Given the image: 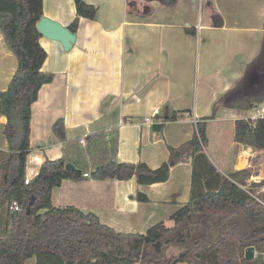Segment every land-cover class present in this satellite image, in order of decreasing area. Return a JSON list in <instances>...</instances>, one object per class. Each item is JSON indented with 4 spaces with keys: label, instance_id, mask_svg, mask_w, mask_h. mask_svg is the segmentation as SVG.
<instances>
[{
    "label": "crops",
    "instance_id": "0c3cea01",
    "mask_svg": "<svg viewBox=\"0 0 264 264\" xmlns=\"http://www.w3.org/2000/svg\"><path fill=\"white\" fill-rule=\"evenodd\" d=\"M85 1L97 8V16L80 21L69 52L59 42L40 39L48 53L43 71L54 80L42 87L33 105L26 178L34 179L47 160L63 158L73 144L87 161L85 173H91L104 153L109 157L113 139L119 163L142 162L157 169L168 162L169 147L193 139L197 121L206 126L205 152L223 176L248 169L254 171L245 185L255 178L264 180L261 170L253 167L255 149L235 142L236 122L248 118L244 112L257 103L250 110L214 109L261 53L264 0H179L173 9L157 0ZM212 9L223 19L221 28L213 25ZM43 15L68 28L76 18L74 0H43ZM17 68L18 60L0 30V93L9 88ZM174 112L183 114L161 134L155 133L153 126L162 121L154 118ZM59 120L65 123L66 141L54 135ZM6 124L7 118L0 115V164L10 152L3 134ZM227 130L231 139L223 144ZM100 133L105 136L101 153L96 145ZM192 172L190 162L179 164L168 182L150 186H140L136 178L67 180L54 191L53 202L95 213L119 232L145 234L159 223L174 226L170 217L189 201ZM139 192L150 202L139 203ZM5 216L1 210L0 232L6 227Z\"/></svg>",
    "mask_w": 264,
    "mask_h": 264
},
{
    "label": "trees",
    "instance_id": "16d2710c",
    "mask_svg": "<svg viewBox=\"0 0 264 264\" xmlns=\"http://www.w3.org/2000/svg\"><path fill=\"white\" fill-rule=\"evenodd\" d=\"M151 2L153 0H144ZM173 9L179 0H157ZM76 18L68 29L77 34L82 19L95 20L97 8L85 0H74ZM213 25L221 28L222 17L211 10ZM44 18L43 0H0V30L5 42L18 60V68L9 88L0 93V115L7 118L4 129L10 152L0 164V211H6V227L0 232V264H141L144 251L152 247L165 258L169 249L178 251L174 264H264V207L241 186L251 177L248 169L223 176L205 152L208 140L206 126L197 123L193 139L178 148L169 147L168 162L157 169L146 163H119L117 140L90 173L96 181H129L136 178L140 186L168 182L171 170L191 163L192 179L189 201L171 215L173 227L159 223L145 234L119 232L104 224L99 216L75 206L54 205V191L67 180H82L86 172L82 153L73 144L65 156L47 160L39 174L25 184L27 158L31 153V120L33 105L42 87L54 80L43 71L48 58L40 43L37 25ZM264 100V42L260 55L248 66L244 78L219 99L217 107L250 110ZM183 113L153 126L161 134L167 123L176 122ZM134 119H127L131 122ZM54 135L66 141L63 120L53 126ZM235 142L264 151V121L236 122ZM77 157L78 161L74 160ZM72 164L75 171H67ZM87 163V161H86ZM137 201L150 202L139 192ZM17 203L20 210H12ZM253 247L255 257L246 258Z\"/></svg>",
    "mask_w": 264,
    "mask_h": 264
},
{
    "label": "rangeland",
    "instance_id": "374dc122",
    "mask_svg": "<svg viewBox=\"0 0 264 264\" xmlns=\"http://www.w3.org/2000/svg\"><path fill=\"white\" fill-rule=\"evenodd\" d=\"M47 51V50H46ZM246 117H249L252 115V113L250 112H244ZM211 136L212 138H214L213 140L215 141V143L218 142V138L216 135V132L214 131V127L212 128L211 131ZM225 136V140L223 141V144L226 142H228L231 139V133L227 130V132L224 134ZM223 136V137H224ZM103 141H105V136L103 133L97 134V141H96V145L98 146V152L101 153L103 149H101V145L104 143ZM85 151V150H84ZM254 155L253 157L255 158L254 160V168L255 171L261 170V172L264 174V152L260 153L254 150V152H252ZM251 173H253L252 171L254 170H250ZM232 176V174L230 175ZM258 180H262L261 178H258ZM151 250H154L152 247H147L145 248L144 251V256L143 258H145L143 261L144 263L146 261H148L149 263H153V264H174L175 259L178 255V252H176V250L174 249H169V251H166V258H162L160 256H157V254H153V252ZM158 257V258H157ZM156 260H158L157 262H155ZM35 263V259L29 260L26 264H34ZM143 264V263H142Z\"/></svg>",
    "mask_w": 264,
    "mask_h": 264
},
{
    "label": "water",
    "instance_id": "95a60500",
    "mask_svg": "<svg viewBox=\"0 0 264 264\" xmlns=\"http://www.w3.org/2000/svg\"><path fill=\"white\" fill-rule=\"evenodd\" d=\"M38 31L41 36L59 42L64 51L69 52L73 45L76 43L77 37L67 27L54 22L50 19L43 18L37 25ZM67 171H75V167L72 164L66 165ZM255 257V249L253 247L246 250V258L253 259Z\"/></svg>",
    "mask_w": 264,
    "mask_h": 264
},
{
    "label": "built area",
    "instance_id": "2783aa9c",
    "mask_svg": "<svg viewBox=\"0 0 264 264\" xmlns=\"http://www.w3.org/2000/svg\"><path fill=\"white\" fill-rule=\"evenodd\" d=\"M252 115L248 118H245L246 121L249 122H257L264 121V101L253 105L251 111ZM150 122V121H147ZM197 124V121L195 122ZM84 143V140L81 141ZM85 178H91L90 173L84 174ZM30 183V179L26 178L25 184L28 185ZM241 188L248 193L257 203L264 207V180H258L255 178L254 181L246 183V185L241 186ZM12 210L19 211L20 208L17 203L13 204ZM264 258V253H263Z\"/></svg>",
    "mask_w": 264,
    "mask_h": 264
},
{
    "label": "bare ground",
    "instance_id": "6f19581e",
    "mask_svg": "<svg viewBox=\"0 0 264 264\" xmlns=\"http://www.w3.org/2000/svg\"><path fill=\"white\" fill-rule=\"evenodd\" d=\"M248 156H249V155H246V156L244 157L245 162H243V163L241 164L242 167L245 166V165H247V160H248L247 158H248Z\"/></svg>",
    "mask_w": 264,
    "mask_h": 264
}]
</instances>
